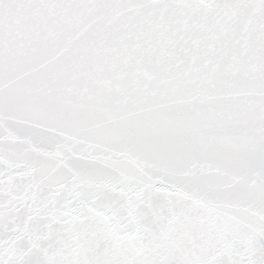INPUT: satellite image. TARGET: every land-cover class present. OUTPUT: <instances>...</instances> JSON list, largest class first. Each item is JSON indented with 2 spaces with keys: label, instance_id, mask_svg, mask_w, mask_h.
<instances>
[{
  "label": "snow or ice",
  "instance_id": "obj_1",
  "mask_svg": "<svg viewBox=\"0 0 264 264\" xmlns=\"http://www.w3.org/2000/svg\"><path fill=\"white\" fill-rule=\"evenodd\" d=\"M0 264H264V0H0Z\"/></svg>",
  "mask_w": 264,
  "mask_h": 264
}]
</instances>
